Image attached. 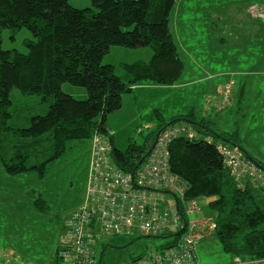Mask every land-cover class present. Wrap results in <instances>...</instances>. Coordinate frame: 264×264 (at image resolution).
<instances>
[{
	"label": "trees",
	"instance_id": "obj_1",
	"mask_svg": "<svg viewBox=\"0 0 264 264\" xmlns=\"http://www.w3.org/2000/svg\"><path fill=\"white\" fill-rule=\"evenodd\" d=\"M89 1L96 11L69 6L68 0H0V27L11 31L24 28L34 38L25 42L27 53L4 50L0 45L3 173L11 177L33 174L39 181H47L51 166L63 158L69 143L89 145L95 131L109 137L113 160L122 170L131 172L147 155L158 131L186 125L194 131V138L178 136L168 146L170 171L187 183L185 199L214 198L208 204L216 213L210 235L225 254L243 261L264 259V193L260 187L234 181L216 148L218 143L228 142L244 152L234 141L236 133L215 131L204 117L195 119L192 109L172 116L169 122L154 110L145 117L146 124L153 128L144 142L129 141L120 151L115 148L113 131L105 128L108 114L121 108L124 93L151 87L168 94L177 85L184 62L169 27L176 0ZM111 45L148 47L152 56L148 62L124 64L128 80L123 81L112 65L101 62ZM64 83L85 88L87 98L77 100L64 93ZM13 88L21 95L40 98L34 115L20 116L10 109ZM28 193L37 197L34 211L45 215L47 203L43 198L49 192ZM81 203L77 201L70 215ZM159 236H174L175 240L155 252L180 242L179 234ZM56 248L57 243L47 264L59 263ZM195 255L198 260L197 246ZM142 256L133 258V262Z\"/></svg>",
	"mask_w": 264,
	"mask_h": 264
},
{
	"label": "rangeland",
	"instance_id": "obj_2",
	"mask_svg": "<svg viewBox=\"0 0 264 264\" xmlns=\"http://www.w3.org/2000/svg\"><path fill=\"white\" fill-rule=\"evenodd\" d=\"M68 5L77 9L97 10L89 0H68ZM169 27L184 62V71L177 83L182 89L179 93L161 94L151 87H144L124 93L121 108L108 114L105 122V128L113 131L115 148L123 151L129 141L143 143L151 131V128L145 129L148 123L145 117L154 114V110L159 111L164 122L192 109L195 119L204 117L209 125L219 131L234 128L238 121L240 129L250 127L247 119L250 113L247 112L244 123L240 121L248 110L243 109L247 101L235 102L232 108L224 107L222 111L208 112L204 116L202 108L207 102L205 94L209 92L208 84L211 82L207 78L213 82L220 77L247 80L244 93L257 95L251 101L258 106V112L253 114L256 122L255 119L253 122L258 129H263L260 118L264 119V0H176ZM33 39L31 32L24 28L11 31L0 27V45L4 50L27 53L25 42ZM151 56L152 51L148 47L111 45L101 62L112 65L114 73L127 81L123 65L148 62ZM61 88L77 100L87 98V91L83 87L64 83ZM39 99L35 95H21L13 88L10 109L20 116L34 115L38 111ZM139 129H142L141 134H138ZM86 145V142L78 141L69 143L63 158L51 166L50 175L44 182L33 174L5 175L0 166V245L22 251L31 249L29 256L34 261H27L29 264H44L41 257L55 251L70 212L77 201L82 200L89 159ZM32 190L49 192L43 198L47 203L45 215L34 211L33 200L37 197L32 198L27 194ZM204 202L203 199L198 200L200 211L193 214L191 219L213 217L214 213ZM173 240L174 236L143 237L136 234L104 238L95 246V264L100 261L101 264H129L133 258L159 251ZM197 257L199 264H220L229 256L211 236L198 243Z\"/></svg>",
	"mask_w": 264,
	"mask_h": 264
},
{
	"label": "built area",
	"instance_id": "obj_3",
	"mask_svg": "<svg viewBox=\"0 0 264 264\" xmlns=\"http://www.w3.org/2000/svg\"><path fill=\"white\" fill-rule=\"evenodd\" d=\"M153 128L152 125L145 129ZM142 129L138 130V134ZM182 124L159 132L142 162L125 172L112 158L109 137L95 131L89 140L87 176L81 205L68 217L57 242L58 264H95V246L104 238L119 235L159 236L179 234L175 247L152 251L129 264H199L196 246L215 228L207 218L191 219L199 211L198 200L185 199L187 183L169 167L168 146L178 136L194 138ZM224 167L238 184L249 183L264 193V169L237 146L218 143ZM7 254L0 250V254ZM3 264H29L9 254ZM230 264H264V259L233 258Z\"/></svg>",
	"mask_w": 264,
	"mask_h": 264
},
{
	"label": "crops",
	"instance_id": "obj_4",
	"mask_svg": "<svg viewBox=\"0 0 264 264\" xmlns=\"http://www.w3.org/2000/svg\"><path fill=\"white\" fill-rule=\"evenodd\" d=\"M220 78L221 79H219L216 82H213L212 79L207 78V80L211 82L208 84L210 85L209 92L205 94L207 98V102L202 108L203 114L204 116H206L208 112L216 113L217 110L222 111V108L224 107L232 108L235 102L247 101L248 103L247 104L245 103L243 109L244 111H246V109L248 110L246 111L245 115L244 114L242 115V119L240 121L244 123L243 121L245 119L247 112L250 113L249 117L247 118L248 126L250 127H247V128L242 127V129H240L238 127V123H239L238 121L236 126H234V128H231V129L229 128L228 131H219L215 128L214 130L219 133L225 132V133L234 134V135L236 133V136H234V141H236L237 144L242 147V149L244 150V152L243 151L242 152L247 157L253 159L254 162L264 167V119L262 120L260 118V124L262 121L263 129L261 128L258 129L257 125H254V122H253L255 119L253 114L255 112H258L257 110L258 106L256 107L251 103V101H253L254 98L257 97V95H248L244 93L246 90L245 83L247 80L237 81V80H233L229 78H222V77ZM238 85H240L241 87H236ZM180 89H182V87H180L179 85H175L171 88V92L176 91V93H179ZM239 90L243 93H241ZM244 95H246V97H244ZM237 97H238V100H237ZM255 122H256V119H255ZM203 200L205 201L204 203L208 207L209 202L213 201L214 198L213 197L204 198ZM199 211H200V208H199ZM213 213H214L213 217L206 216L203 218H207L211 221H214L216 217V213L215 212ZM211 236L212 235H209L208 237H211ZM0 250L5 251L7 254H11L12 256H14V259L16 257V259L24 260V261L33 260L32 257L29 256V251L31 249H27V250L24 249L22 251L21 249H18V248L6 246V245H0ZM52 254L47 257H41L42 260L46 261L44 264H47V262H49V259H51ZM232 260L233 259L231 257H228V259H226L220 264H230ZM3 261L4 260L0 257V264H2Z\"/></svg>",
	"mask_w": 264,
	"mask_h": 264
},
{
	"label": "water",
	"instance_id": "obj_5",
	"mask_svg": "<svg viewBox=\"0 0 264 264\" xmlns=\"http://www.w3.org/2000/svg\"><path fill=\"white\" fill-rule=\"evenodd\" d=\"M159 132H160V131H158L157 134H159ZM152 146H153V143H152L151 147H152ZM149 150H150V149H149ZM148 153H149V151L147 152V154H148ZM247 158H248L249 160L253 161V159H251V158H249V157H247ZM253 162H254V161H253Z\"/></svg>",
	"mask_w": 264,
	"mask_h": 264
}]
</instances>
